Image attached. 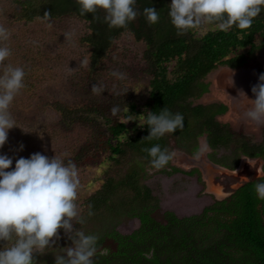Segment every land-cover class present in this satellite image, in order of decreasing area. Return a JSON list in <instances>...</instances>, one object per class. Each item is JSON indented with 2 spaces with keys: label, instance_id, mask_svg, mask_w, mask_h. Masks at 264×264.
I'll use <instances>...</instances> for the list:
<instances>
[{
  "label": "trees",
  "instance_id": "1",
  "mask_svg": "<svg viewBox=\"0 0 264 264\" xmlns=\"http://www.w3.org/2000/svg\"><path fill=\"white\" fill-rule=\"evenodd\" d=\"M11 3L14 18L24 22L74 16L88 23V33L82 39L90 48L84 70L88 77L96 73L122 35L130 34L145 45L143 60L149 80L142 108L134 96L130 101L125 96L122 105L124 116H132L135 124L141 123L139 128L129 129L118 119L120 110L112 116L93 101L83 106L54 107L64 127L85 124L91 134L71 149L65 161H73L77 169L95 161L98 169L105 170L111 164L119 166L117 174L99 180V189L82 198L78 209L85 223L73 221L74 229L99 236L95 264H264V198L258 197L253 184L245 185L234 200L217 202L199 215L182 218L162 211L159 199L145 184L149 171L155 169L145 149L153 145L167 149L172 159L175 150L196 153L198 138L206 134L213 161H217V148L230 147L233 136L228 133V126L216 121L226 107L197 102L209 92L210 73L220 67L243 66L254 51L264 49V16L253 18L248 29L233 25L219 30L214 23H206L214 29L202 26L178 35L168 16L171 0H136L137 16L125 27H109L103 9L81 15L78 0H11ZM145 7L158 11L157 23L146 21ZM201 29L203 34L197 36ZM163 108L181 113L183 126L159 137H149L148 111L158 114ZM91 153L93 161L87 160ZM252 155L264 160V145L256 147ZM102 157L105 158L101 160ZM171 159L155 172H176ZM89 205L92 216L87 215ZM132 219L139 222L137 230L129 235L117 231L118 225ZM58 233L59 239L54 237L51 247L33 254L35 264H55V255L72 246L62 229ZM6 243L0 241V247ZM103 248L109 249L107 255L100 254Z\"/></svg>",
  "mask_w": 264,
  "mask_h": 264
},
{
  "label": "rangeland",
  "instance_id": "2",
  "mask_svg": "<svg viewBox=\"0 0 264 264\" xmlns=\"http://www.w3.org/2000/svg\"><path fill=\"white\" fill-rule=\"evenodd\" d=\"M13 8L11 0H0V26L7 28L9 32L8 42L0 41V45L11 49V55L3 63L22 67L26 77L25 86L19 90L9 107L17 126L9 130L6 143L0 148V154L13 158L12 167L19 157L27 158L35 152L50 158L56 156L65 159L75 145L81 144L91 135L85 124H76L72 128L64 127L59 115L54 111L56 105L74 107L87 105L93 101L94 104L101 105V110L106 108L112 116L116 114H113L111 109L119 106L118 119L129 129L139 128L141 123L135 124L124 116L122 105L125 96L128 97V101L134 96L142 108L144 90L149 80L146 78L147 68L143 60L144 43L135 41L130 34L122 35L115 41L111 53L98 66L96 73L88 77L84 70L88 64L90 48L82 42L88 33L86 27L88 23L74 16L52 21L24 22L14 18ZM261 15L264 16V11L258 16ZM203 26L206 29H214L208 24ZM202 34V29L198 30L197 36ZM2 71L3 65H0V73ZM113 72L123 73L124 78L114 77ZM261 73H264V49L254 51L243 66L216 70L213 80L210 79V97L220 99L222 105L227 107L230 104L229 110H232L233 114L227 113L224 123L235 131H238L243 119L248 118L246 112L254 107L255 96L251 88L259 82L258 77ZM93 84L103 85L104 91L94 94L91 88ZM210 97L208 99H211ZM235 97H238L240 106L244 104L246 107L243 109L232 107L231 101H235ZM235 117H238L236 124L233 123ZM251 123L253 126L256 125L255 127L258 125V122L250 121L245 125L246 128H249ZM251 129H245V132H250ZM250 135L253 136L254 133ZM198 142L201 143L197 144L198 151L208 164L205 153L209 151H203L206 144L202 139ZM20 144H23V150H20ZM90 149L91 147L87 150ZM94 158V153H91L87 160L93 161ZM248 164L254 172L256 165ZM118 167L111 164L105 170L98 169L97 161L79 167L77 206L82 203L83 197L90 196L99 189V180L117 174ZM149 172L145 184L159 199L162 211L172 212L178 218L189 217L201 214L204 208L213 203L214 199L204 193L205 188L198 182L197 175L189 177L177 172L167 174L155 172V169ZM236 173L241 176L238 185L254 177L244 168H239ZM205 178L209 180L208 175ZM211 178H213L211 181L219 178L236 186L229 174L219 177L217 173H213ZM89 183L93 184L89 186ZM214 193L217 194L216 189ZM138 228V220L132 219L118 225L116 229L123 235H129Z\"/></svg>",
  "mask_w": 264,
  "mask_h": 264
},
{
  "label": "clouds",
  "instance_id": "3",
  "mask_svg": "<svg viewBox=\"0 0 264 264\" xmlns=\"http://www.w3.org/2000/svg\"><path fill=\"white\" fill-rule=\"evenodd\" d=\"M80 13H94L97 9L105 10L104 21L109 27H125L137 16L134 8L136 0H78ZM264 11V0H171L168 16L171 24L181 35L189 29L201 28L206 23H214L219 30H227L233 25L239 29H248L253 18ZM47 16V13L45 14ZM143 15L149 24L159 20V13L154 7H145ZM9 37L8 29L0 26V41ZM11 55V49L0 45V148L7 139L8 132L16 125L9 107L24 84L25 71L22 67L4 64ZM112 75L123 79L120 72ZM258 83L252 86L255 96L254 107L246 112L253 121L264 120V73L259 74ZM92 92L104 91L103 85L93 84ZM113 114L119 106L111 109ZM128 119H133L128 116ZM147 125L149 137H159L167 132H174L183 126V115L172 113L163 108L158 114L148 111ZM20 144V150H23ZM155 169L167 165L171 155L159 144L145 149ZM6 154H0V241L6 245L0 247V264H35L33 254L40 252L59 239L58 230L62 229L72 241V246L62 248L55 255V264H95L94 257L98 250L99 236L86 233L76 224H84L85 218L78 209V171L71 161L48 157L35 152L29 157L15 160ZM259 198H264V181L255 185ZM88 216L93 212L89 205ZM109 249L100 250L107 255ZM146 258H150L146 254Z\"/></svg>",
  "mask_w": 264,
  "mask_h": 264
},
{
  "label": "flooded vegetation",
  "instance_id": "4",
  "mask_svg": "<svg viewBox=\"0 0 264 264\" xmlns=\"http://www.w3.org/2000/svg\"><path fill=\"white\" fill-rule=\"evenodd\" d=\"M227 113H229V111L228 107L226 106V111L222 115H225ZM235 118L238 119V117ZM225 125L228 126V133L233 136V141L231 142L229 148H217L216 152L218 154H216L215 158L217 161H213L210 158V156H212L213 150L207 145L206 134H203L201 137H199L198 141H201L202 139L206 144V147L203 151H209V153H205L207 154L208 164H206L204 159L201 157L202 154L199 151L193 154H188L175 150L172 154V168L176 169L177 173H181L185 176L190 177L197 175L198 182L205 188L204 193L210 195V197L212 196V198L214 199L213 203L208 207H212L217 202H223L224 200H234L237 194L245 185L253 184V186L255 187L258 182L264 181V160L259 156L252 155L256 147L264 145V130H262L263 135L261 134L260 140H255L254 138H249L251 136H248L243 131H235L234 128L230 127L228 124ZM199 144L201 143L198 142V145ZM234 158H236V160ZM229 162L231 164H228ZM248 163H254L256 165V169H254V172L250 169ZM239 168L246 169L248 173H252L254 177H252L250 180L246 179L247 181H244L243 183L238 185L241 176H239L236 172ZM212 169L216 171L213 172ZM213 173H217L219 177L225 175L227 176L228 174L231 175V178L235 182L236 186H232L224 180L221 181L219 178H215L214 181H211V179L213 180V178H211V175ZM206 175H208L209 177L208 181L205 178ZM202 178H204V180H202ZM215 181H217V183ZM215 189L217 191V194L214 193Z\"/></svg>",
  "mask_w": 264,
  "mask_h": 264
},
{
  "label": "crops",
  "instance_id": "5",
  "mask_svg": "<svg viewBox=\"0 0 264 264\" xmlns=\"http://www.w3.org/2000/svg\"><path fill=\"white\" fill-rule=\"evenodd\" d=\"M223 67H220L219 69H222ZM227 68V67H225ZM217 69V70H219ZM214 74H215V71H213L212 73L209 74V76L207 77V82L209 83L213 78H214ZM210 85V83H209ZM210 86H209V92L207 94H204L199 100L197 103L199 104H202V105H209V104H214V105H217V104H222L220 99H214L212 97H210ZM208 97H210L211 99H208ZM205 98V99H204ZM204 99V100H203ZM231 105L232 107H235L236 109H243L244 107H246V105H242L240 106L239 105V101H238V97H235V101H231ZM226 107V106H225ZM229 107H230V104H229ZM229 107H228V111L229 113L233 114L232 110H229ZM226 115V114H225ZM225 115H218L216 117V121H218V123L220 124H226L224 122H226L225 120L227 119V117ZM229 118V117H228ZM238 119L234 118L233 119V123L236 124ZM252 122L253 120H251L250 118H246V119H243V122L240 124L239 128H238V131H243L245 134H247L248 136L251 134V133H254V135H256V137L253 135H250L251 137L249 138H254L255 140H260V137H261V131L264 130V120H261L260 122H258V125L257 127H255L256 125L253 126V124L251 123V126H249V128H252L250 130V132H245V129H249V128H246L245 125H248V122ZM255 124V123H254ZM254 127V128H253ZM259 135V137L257 138V136Z\"/></svg>",
  "mask_w": 264,
  "mask_h": 264
}]
</instances>
